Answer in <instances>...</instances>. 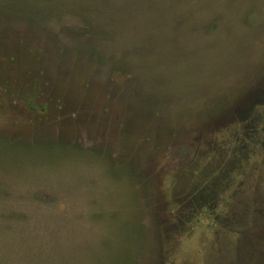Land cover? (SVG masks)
<instances>
[{"label": "rangeland", "instance_id": "rangeland-1", "mask_svg": "<svg viewBox=\"0 0 264 264\" xmlns=\"http://www.w3.org/2000/svg\"><path fill=\"white\" fill-rule=\"evenodd\" d=\"M0 264H264V0H0Z\"/></svg>", "mask_w": 264, "mask_h": 264}, {"label": "trees", "instance_id": "trees-1", "mask_svg": "<svg viewBox=\"0 0 264 264\" xmlns=\"http://www.w3.org/2000/svg\"><path fill=\"white\" fill-rule=\"evenodd\" d=\"M70 2H72L73 0H69ZM84 31H86V32H92V28H91V26L89 25V26H87L86 28H85V30Z\"/></svg>", "mask_w": 264, "mask_h": 264}]
</instances>
